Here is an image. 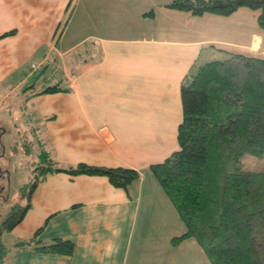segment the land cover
Segmentation results:
<instances>
[{
    "label": "crops",
    "instance_id": "crops-1",
    "mask_svg": "<svg viewBox=\"0 0 264 264\" xmlns=\"http://www.w3.org/2000/svg\"><path fill=\"white\" fill-rule=\"evenodd\" d=\"M169 1L0 0V106L17 91L14 129L36 140L35 155L140 173L127 189L101 174L47 173L8 233L14 242L43 225L37 238H69L73 252L12 242L3 264H211L194 238L170 241L185 226L149 165L178 148L188 69L232 52L262 55L264 28L245 6L194 15ZM52 78L70 89L34 93ZM7 125L2 115L1 135Z\"/></svg>",
    "mask_w": 264,
    "mask_h": 264
},
{
    "label": "trees",
    "instance_id": "trees-1",
    "mask_svg": "<svg viewBox=\"0 0 264 264\" xmlns=\"http://www.w3.org/2000/svg\"><path fill=\"white\" fill-rule=\"evenodd\" d=\"M164 5L194 15H228L245 6L256 11L257 23L264 28V0H170ZM69 89L57 80L34 93ZM180 99L178 148L149 165L185 226L170 241L194 238L211 264H264V167H241L244 152L264 151V53L232 52L224 59L193 64L182 77ZM37 162L35 179L20 189L24 203L0 220V234L23 218L35 184L49 172L101 174L124 189L140 175L127 166L86 162L62 166L46 150ZM42 227L29 238L14 241L12 247L73 252L69 238L48 242L37 238ZM9 249L0 236V264Z\"/></svg>",
    "mask_w": 264,
    "mask_h": 264
},
{
    "label": "rangeland",
    "instance_id": "rangeland-1",
    "mask_svg": "<svg viewBox=\"0 0 264 264\" xmlns=\"http://www.w3.org/2000/svg\"><path fill=\"white\" fill-rule=\"evenodd\" d=\"M77 50L78 51H75V53L79 52L84 57L88 56L83 46L78 47ZM225 57L227 56L220 59H224ZM53 82L54 79L52 78L50 81L44 82V84H51ZM16 94H18L17 91L13 92V94H11L0 106V118L4 115L6 123L8 124L5 134L1 135L0 133V220L11 211L16 204L20 205L24 203L25 198L21 196L20 189L33 181L37 172V170L34 169L38 164V157L35 155L37 147H35L37 143H35L36 140L33 139V143L30 142L31 140L27 134L21 136L24 132L21 130L23 129L21 126L19 128L21 134L14 129V117L19 108L17 106ZM11 105L17 107L13 108L14 106ZM26 113L27 110L22 114L24 124L26 126H31L32 124H30L29 121L32 117L28 119ZM241 167L248 170L264 167V151L261 155H253L244 152L241 155ZM0 236L6 245L10 246L12 244L13 238H11L7 230H4Z\"/></svg>",
    "mask_w": 264,
    "mask_h": 264
},
{
    "label": "built area",
    "instance_id": "built-area-1",
    "mask_svg": "<svg viewBox=\"0 0 264 264\" xmlns=\"http://www.w3.org/2000/svg\"><path fill=\"white\" fill-rule=\"evenodd\" d=\"M34 66V65H33ZM26 117L29 119V118H31V112L30 111H27V113H26ZM29 123L30 124H33V121H32V118H31V120L29 121Z\"/></svg>",
    "mask_w": 264,
    "mask_h": 264
}]
</instances>
